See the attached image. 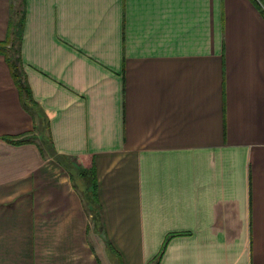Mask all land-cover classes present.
I'll return each mask as SVG.
<instances>
[{"label":"crops","instance_id":"obj_1","mask_svg":"<svg viewBox=\"0 0 264 264\" xmlns=\"http://www.w3.org/2000/svg\"><path fill=\"white\" fill-rule=\"evenodd\" d=\"M20 1L0 264H264V0Z\"/></svg>","mask_w":264,"mask_h":264},{"label":"trees","instance_id":"obj_2","mask_svg":"<svg viewBox=\"0 0 264 264\" xmlns=\"http://www.w3.org/2000/svg\"><path fill=\"white\" fill-rule=\"evenodd\" d=\"M25 25V11L23 9L21 18L18 24L15 26L16 29H13V23L11 25L10 35L6 41V50L7 60L12 67L14 78L18 83V87L21 91H28L29 85L26 84L25 74L22 70V59H21V43L23 38V30ZM95 197V195H94ZM96 200V198H95ZM97 202V201H96Z\"/></svg>","mask_w":264,"mask_h":264},{"label":"rangeland","instance_id":"obj_3","mask_svg":"<svg viewBox=\"0 0 264 264\" xmlns=\"http://www.w3.org/2000/svg\"><path fill=\"white\" fill-rule=\"evenodd\" d=\"M20 2H21L20 0H14L13 19H12L14 30L16 29L15 26L18 24V22L21 18V15H22V11H23V5ZM83 172H85V171H83Z\"/></svg>","mask_w":264,"mask_h":264}]
</instances>
